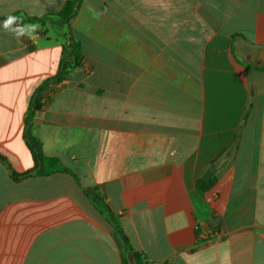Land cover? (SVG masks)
<instances>
[{
  "label": "crops",
  "instance_id": "0c3cea01",
  "mask_svg": "<svg viewBox=\"0 0 264 264\" xmlns=\"http://www.w3.org/2000/svg\"><path fill=\"white\" fill-rule=\"evenodd\" d=\"M67 1L0 0V155L16 173L37 165L26 116L68 42L2 18ZM70 26L83 65L44 91L30 135L79 182H16L0 160V264H123L95 187L154 264H264V0H83ZM214 224L221 239L199 243Z\"/></svg>",
  "mask_w": 264,
  "mask_h": 264
},
{
  "label": "trees",
  "instance_id": "16d2710c",
  "mask_svg": "<svg viewBox=\"0 0 264 264\" xmlns=\"http://www.w3.org/2000/svg\"><path fill=\"white\" fill-rule=\"evenodd\" d=\"M82 1L83 0H68L60 11L48 14L42 18L27 17L20 12L11 15L17 17L15 23L20 26L24 24L37 26L40 27L38 32L48 39L54 35L61 37L68 42V44L64 46L63 58L60 63L58 73L54 77L45 80L42 85L37 88L32 97L30 109L26 116L25 138L27 140L28 146L36 155L38 160L36 167L29 172L16 173L10 168L7 159L0 155V160L7 166L10 178L13 181H21L30 176L50 175L55 172H67L73 174L69 169L64 167L58 159L48 158L42 154L41 144L34 141V139L31 137L30 128L32 126L35 114L43 110L47 101V99H44L43 97L44 91L47 90L51 85H56L66 80L75 69H78L83 65L81 47L79 43L75 41L70 26V23L76 16ZM8 17H4L2 19H7ZM64 29L67 30L65 31ZM247 117L248 113L244 115L243 124L247 120ZM212 165L213 162L210 163L208 168L203 172L196 182L198 192L202 195L209 191L217 182V175ZM75 178L79 182L77 176H75ZM92 190L94 195L90 196V199L99 214L112 228V236L116 240L120 250L123 264H131L128 259V255L130 253L133 254L136 264H154V262L151 261L144 252L137 250L133 246L129 236L122 227L120 218L112 210L106 198L98 192V188L95 187Z\"/></svg>",
  "mask_w": 264,
  "mask_h": 264
},
{
  "label": "built area",
  "instance_id": "2783aa9c",
  "mask_svg": "<svg viewBox=\"0 0 264 264\" xmlns=\"http://www.w3.org/2000/svg\"><path fill=\"white\" fill-rule=\"evenodd\" d=\"M222 233L220 228L214 224L208 228H200L196 239L199 243H211L220 240Z\"/></svg>",
  "mask_w": 264,
  "mask_h": 264
},
{
  "label": "clouds",
  "instance_id": "9594fccd",
  "mask_svg": "<svg viewBox=\"0 0 264 264\" xmlns=\"http://www.w3.org/2000/svg\"><path fill=\"white\" fill-rule=\"evenodd\" d=\"M17 20V17H14V16H9L5 22H4V28L5 29H10L11 26L13 24H15ZM18 36L20 35H23L25 33V29L24 28H15V29H12Z\"/></svg>",
  "mask_w": 264,
  "mask_h": 264
},
{
  "label": "water",
  "instance_id": "95a60500",
  "mask_svg": "<svg viewBox=\"0 0 264 264\" xmlns=\"http://www.w3.org/2000/svg\"><path fill=\"white\" fill-rule=\"evenodd\" d=\"M128 259H129V262L131 263V264H136V261H135V258H134V256H133V254H129L128 255Z\"/></svg>",
  "mask_w": 264,
  "mask_h": 264
},
{
  "label": "rangeland",
  "instance_id": "374dc122",
  "mask_svg": "<svg viewBox=\"0 0 264 264\" xmlns=\"http://www.w3.org/2000/svg\"><path fill=\"white\" fill-rule=\"evenodd\" d=\"M65 31L67 30V29H64Z\"/></svg>",
  "mask_w": 264,
  "mask_h": 264
}]
</instances>
